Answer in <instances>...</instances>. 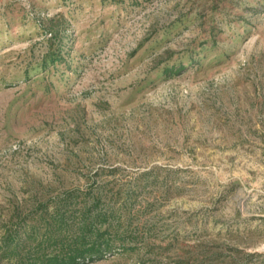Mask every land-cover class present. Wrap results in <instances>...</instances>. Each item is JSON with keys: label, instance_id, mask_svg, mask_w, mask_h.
<instances>
[{"label": "rangeland", "instance_id": "374dc122", "mask_svg": "<svg viewBox=\"0 0 264 264\" xmlns=\"http://www.w3.org/2000/svg\"><path fill=\"white\" fill-rule=\"evenodd\" d=\"M59 14L65 60L41 69ZM145 173L140 225L163 264L200 248L264 264V0H0V234Z\"/></svg>", "mask_w": 264, "mask_h": 264}, {"label": "trees", "instance_id": "16d2710c", "mask_svg": "<svg viewBox=\"0 0 264 264\" xmlns=\"http://www.w3.org/2000/svg\"><path fill=\"white\" fill-rule=\"evenodd\" d=\"M68 26L69 20L63 14L42 24L49 48L41 69L64 62ZM184 68L173 66L167 72ZM25 77H30L29 71ZM156 180L145 173L119 189L98 185L85 193L67 190L38 203L2 230L0 264H85L115 254H132L137 264H163L159 258L162 253L145 241V237L152 236L153 227L140 225L142 215L153 207L142 206V198ZM173 247L169 245L166 250L171 253ZM229 251L241 253L237 249ZM197 254L202 259L185 251L172 264H219L222 258L218 251L204 248L196 250ZM236 263L233 260L232 264Z\"/></svg>", "mask_w": 264, "mask_h": 264}]
</instances>
